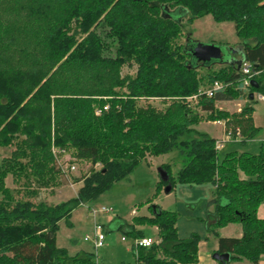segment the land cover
<instances>
[{"label":"trees","instance_id":"trees-1","mask_svg":"<svg viewBox=\"0 0 264 264\" xmlns=\"http://www.w3.org/2000/svg\"><path fill=\"white\" fill-rule=\"evenodd\" d=\"M207 15L233 23L241 60L264 68V0H0V148L10 152L0 162V264H100L92 251L71 254L58 246L60 223L72 226L79 206L127 179L141 161L173 151L181 161L178 181L211 186L206 229L218 238V253L230 254L219 264L259 262L264 140L257 153L228 148L258 136L250 104L255 97L248 94L249 102L235 113L218 109V100L245 97L239 61L203 64L193 60L190 36L184 45L177 42L183 17L192 24ZM219 63L226 66L217 71L213 65ZM125 65H136V72L122 76ZM200 67L207 68L205 76ZM254 79L259 87L250 93L264 95V71ZM215 81L228 85L212 98L201 96V108L209 120L239 127L243 137L220 151L216 138L195 127L202 117L188 100ZM143 98L174 101L163 111L141 106ZM53 147L92 164L76 196L57 204L36 201L39 190L66 181L75 164L60 163ZM162 170L168 180L161 177L159 190L170 185L172 191L170 164ZM149 209L151 215L134 224L156 226L159 240L133 246L137 260L198 264L200 236L179 237L177 212L152 204ZM230 223L241 225L240 237L220 235ZM123 228L134 234L133 225Z\"/></svg>","mask_w":264,"mask_h":264},{"label":"rangeland","instance_id":"rangeland-1","mask_svg":"<svg viewBox=\"0 0 264 264\" xmlns=\"http://www.w3.org/2000/svg\"><path fill=\"white\" fill-rule=\"evenodd\" d=\"M187 18L188 16L182 18L184 34L178 39L177 42L179 44L184 45L190 36L191 45L193 46L196 43H203L215 44L221 47L225 63L238 61L241 58L243 47L241 41L236 36L233 23L216 22L211 15H207L190 24L187 22ZM193 60L195 61V59ZM225 66L226 64L219 63L214 64L213 68L218 71ZM136 70V65H125L121 69V75L134 74ZM207 72V68L200 67V76H205ZM202 87H206V85H202ZM258 94V92H255V100L250 104H254L256 115H258L260 122L263 124L262 129H260L258 136L252 139L248 145L235 144L232 147H228L229 149L251 153L258 152L261 142L264 140V100H259ZM172 101L174 100L143 98L139 100V104L141 106H153L164 111ZM190 101L192 104L191 109L202 117V121L195 127L204 132H206L204 129H208L211 136L215 135L217 136L216 139L219 138L221 123H217L216 121L218 120L212 121L208 119L207 112L201 108L200 98ZM239 102L241 103V107H244L248 103L244 100V97H241L238 99L218 100L216 101V106L218 109L235 113L238 111ZM9 154L8 149L0 148V162L2 156ZM61 157L64 164L68 162L75 164L76 169L68 177L64 178L66 181L61 178L58 186L40 189L36 201L44 200L50 204H57L75 197L78 191L77 182L91 171V162L78 160L70 152H66V155L64 153ZM164 164H170L172 176L176 179L170 192L167 190L169 186L163 187L162 185L163 188L161 187L162 189L159 190V186L161 185L160 170ZM180 165L181 161L177 151L161 156H152L147 161H141L127 179L114 183L90 203V206L93 208L103 206L112 208L111 213L99 214L97 221L107 223L108 226L113 219H121L123 222L125 221L124 224L126 222L130 223L133 217L135 219L137 217L149 216V213H151L149 206L152 204L154 209L162 208L177 212L178 220L176 226L179 237L188 238L191 234L196 233L200 236V242L206 241L205 244L207 245L213 243L217 237L212 232L208 233L206 229L208 225V212L213 209L211 206L213 198L211 186L209 184L191 185L178 181L177 173ZM95 168L98 169L99 166L96 165ZM7 185L9 187L13 186L10 176L7 178ZM88 208V205H81L75 209V212L72 214V221H74L76 226L75 229L70 230L71 226H68L64 220L60 223L59 235L57 233L59 245L61 244L60 247L71 248L72 243H70L69 238L77 239L79 243L87 244L84 241V237L86 234H93L96 223ZM134 209L137 211L136 215L132 212ZM257 215L259 217L264 216V202L258 206ZM231 225L235 224L230 223L222 227L223 229L220 228L218 230L220 235H231L234 230V226ZM155 228L156 226L145 225L142 227V233L156 240L158 238V230ZM123 237L126 240H123ZM134 242V237L126 234L124 228L112 231L110 229L107 232L104 246L99 249H93L92 252L95 253L97 261L100 264H112V262H116L120 257L130 260L131 257L133 258L132 249Z\"/></svg>","mask_w":264,"mask_h":264},{"label":"built area","instance_id":"built-area-1","mask_svg":"<svg viewBox=\"0 0 264 264\" xmlns=\"http://www.w3.org/2000/svg\"><path fill=\"white\" fill-rule=\"evenodd\" d=\"M262 71H264V68L257 70L255 69V66L252 63L246 60H241V64L239 66V72H240L241 77L239 79V82L241 83L240 88L243 91L242 95L245 96L244 100H246V102H249L247 95L250 94V87L252 86L251 81L254 79L256 75H259ZM227 85L228 84H224L221 81H215L211 87L205 88V89H199V92L189 97L188 100L189 101L194 100V99L197 100L203 95L207 96L208 98H212L216 95L217 92L225 90ZM254 97H255V93H254ZM258 99H264V95L258 94ZM238 105H239L238 111H241V108H242L241 103L239 102ZM108 108H109L108 105L104 107L105 110H108ZM100 112L101 110H97L98 114H100ZM216 122L217 123L220 122L222 124L225 123L224 120H218ZM242 138H243L242 132L239 127H237L235 130H233L232 128L226 127L223 133V137L216 139L215 148L220 151L224 149L228 143L239 142L242 140ZM64 153L66 155V151L64 149H57L53 147V154L59 160L60 163H64L61 157V155H63ZM97 166H99V168L101 167L99 163L97 164ZM75 169H76V166L71 165L67 171L73 172ZM111 212H112V208L105 207V206L100 207V208L92 207L90 209V214L93 218H95L94 220L96 221V223L94 225L93 234H86V236L84 237V240L88 242H92L94 249H99L103 247L105 244V238H106L102 223H100V221H97L98 215L105 214V213H111ZM123 239L125 238L123 237ZM156 242H158V240H155L152 237H141V238L135 239L134 248L137 250L139 247H150L152 244Z\"/></svg>","mask_w":264,"mask_h":264},{"label":"crops","instance_id":"crops-1","mask_svg":"<svg viewBox=\"0 0 264 264\" xmlns=\"http://www.w3.org/2000/svg\"><path fill=\"white\" fill-rule=\"evenodd\" d=\"M240 59L238 61H240ZM259 100H264V99H259ZM253 105L254 104H252V106ZM252 118H253L254 126L259 128V129H262L263 124H262V122H260V118L258 117V115H256L255 110H253ZM225 128H226V123H223V124L221 123L220 137L223 136ZM204 130L207 133L210 134L208 129H204ZM212 137L216 138L217 136L214 135ZM251 140L247 141V143L245 145H248V143H250ZM240 152H242V151H240ZM77 185H78V190H79L80 187L83 185V181L80 180L79 182H77ZM82 205H88V204H82ZM88 206H89L88 211L90 212V209L92 208V206H90V204ZM74 212H75V210H74ZM132 212H133L134 215L137 214V211H135V209ZM149 215H151V213H149ZM261 218H264V216L261 217ZM117 220H119V221H117ZM70 221L72 222V226L70 227V230H73V229H75L76 226L74 224V221H72V217H71ZM100 223H102L105 235L107 236L108 230L111 229V231H112L114 229H116V230L120 229V227L123 226L125 221L123 222L121 219H113V220H111V223L109 224V226H108L107 223H103L101 221H100ZM114 223H115V225H114ZM126 224L127 225H133L134 234H132V236L134 237V239L141 238V237H136L135 235H138L139 232H142V227L145 226V225L134 224V217L132 218V221L130 223L126 222ZM231 226H234V230L232 231V234L231 235H226V236L222 235V236H225V237H240L242 235V227H241V225L240 224H235V225H231ZM157 230H158V228H157ZM58 235H59V233H58ZM58 235H57V244L60 247L61 244L59 245ZM207 236H209V235H207ZM142 237H151V236H147V235H145L143 233ZM207 238H209V237H207ZM157 239L159 240V237ZM69 240H70V243H72V247L68 249L71 254H75V253H77L79 251H82V250H84V251H93V249H94L93 248V244L92 243H88V241L84 240L87 244H83V243H79V241L77 239L69 238ZM123 240H126V238L123 239ZM205 242H203V243L200 242L199 243L200 245H199V251H198V260H199L198 264H219V261L214 258V254L216 252H218V249H219L218 238H215V241L213 243L208 244V245L205 244ZM201 247H202V250H201ZM132 252H133L132 253L133 254V258L131 257L130 260L120 257V258H118L116 260V262H112V264L113 263H116V264H144V263H141V262H139L137 260V257H136L135 252H134V248L132 249ZM231 264H264V254L261 256V258H260L258 263H253L250 260H248L246 258H243V259H240V260L233 261V262H231Z\"/></svg>","mask_w":264,"mask_h":264},{"label":"water","instance_id":"water-1","mask_svg":"<svg viewBox=\"0 0 264 264\" xmlns=\"http://www.w3.org/2000/svg\"><path fill=\"white\" fill-rule=\"evenodd\" d=\"M191 53L193 58L197 62H202L203 64H209L213 62H224V53L221 47L215 45V44H203V43H196L195 46H192ZM241 64V61H239V66ZM251 85L255 88L259 87V83L253 79L251 81ZM250 99L254 98V93H250ZM160 175L163 180H168L167 173L162 170H160ZM169 192L171 191V186L169 185L168 189ZM214 258L218 261H229L230 260V254L229 253H218L216 252L214 254Z\"/></svg>","mask_w":264,"mask_h":264}]
</instances>
